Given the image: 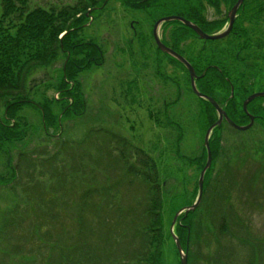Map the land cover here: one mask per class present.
<instances>
[{
  "label": "rangeland",
  "instance_id": "rangeland-1",
  "mask_svg": "<svg viewBox=\"0 0 264 264\" xmlns=\"http://www.w3.org/2000/svg\"><path fill=\"white\" fill-rule=\"evenodd\" d=\"M77 1L29 0L28 7L58 10L74 6ZM202 11L204 19L211 21L224 16L226 6L220 3L214 8L203 3ZM160 12L130 10L109 0L101 12L94 14L79 38L95 41L103 51V62L78 75L85 99L83 115L64 118L60 129H46L37 106L59 96L55 86L64 55L60 53L54 63L30 71L25 94L37 106H24L18 112L27 128L26 137L10 145V156L0 151V177L4 180L0 182V221H17L18 226L11 237L9 233L0 237V264H46L49 250L40 241L62 239L64 245L72 241L69 238L76 232L75 211L85 189L81 186L83 180L93 176L105 184L106 178L113 182L118 172L105 155L98 160L90 158L99 137L91 136L86 143L75 146L86 139L91 129L100 128L124 136L154 160L162 186V264H180L168 230L177 210L191 205L196 198L202 169L196 162L203 152L204 134L198 119L202 102L193 94L189 76L180 65L162 55L156 58L153 39L143 48L136 42L129 48L132 22L138 32H151L152 17L160 16ZM173 14L164 11L161 17ZM244 27L255 46L250 49L251 60L245 63L234 60L239 52L237 42L230 43V38L207 42L188 38L180 48L192 49L196 54L206 45V54L222 63L233 78L245 75L237 85L260 91L264 89V21H245ZM158 31L164 33L162 28ZM165 42H171L168 36ZM52 111L55 115L60 112L58 107H52ZM218 132L216 159L211 161L200 203L188 215L191 233L187 264H222L223 260L264 264V121L255 119L245 131L223 123ZM21 152L26 153L27 160L21 159L19 171ZM46 159L50 161L44 162ZM30 160H34L33 164ZM9 165L18 171L11 181ZM72 178L75 182H71ZM118 188L125 195V203L138 192L137 187ZM217 204H221L218 212ZM84 213L86 221H95L94 225L96 221H106L93 218L87 210ZM106 219L115 221L110 213ZM93 238L91 241L100 242ZM227 246L231 255L226 256ZM7 252L11 256L4 254ZM29 255L34 262L27 263Z\"/></svg>",
  "mask_w": 264,
  "mask_h": 264
},
{
  "label": "trees",
  "instance_id": "trees-1",
  "mask_svg": "<svg viewBox=\"0 0 264 264\" xmlns=\"http://www.w3.org/2000/svg\"><path fill=\"white\" fill-rule=\"evenodd\" d=\"M108 1L78 0L74 6L48 10L39 6L29 9V0H0V108L3 109V115L0 117V151L10 156V145L26 137L27 128L23 126L18 112L24 106H37L27 99L25 94V83L30 71L35 67L54 63L60 53L64 55L65 60L55 86L59 96L52 98L51 102H44L37 106L42 112V123L46 129L52 126L60 129L64 118L69 115L73 117L83 115L85 99L80 82L77 80L78 75L91 67L99 66L103 62V51L95 41L79 38V33L90 19L95 17L94 14L105 8ZM116 2L130 10H161V15L164 11H172L173 15L195 23L204 32H208L206 29H209L211 31L208 34H213L226 25L227 11L236 0H116ZM203 3L214 8H218L222 3L226 6V12L221 18L207 21L203 16ZM161 15L152 17L153 24L159 17L161 18ZM260 20L264 21V0H243L237 10L232 30L225 37L230 38V43L237 42L236 48L239 53L234 56V60H240L243 63L251 60L250 49L255 46L251 40L252 36L249 35L250 32L244 27V22H260ZM171 23L175 26H169ZM161 28L164 31V38L168 36L171 41L170 47L187 59L198 76L201 75L195 82L197 89L212 97L233 122L238 125L247 124L249 118L242 109V103L255 90H248L245 86L237 85L240 79L245 78V75L241 73L238 78H233L222 63L206 54V45H202L196 54L192 49L180 48L181 43L188 38L200 40L181 22H164ZM131 29L129 48H132L135 42L142 48L152 42V29L151 32L143 30L138 32L134 22ZM64 32L66 33L63 34ZM168 58L180 65L188 74L181 63L170 56ZM261 81L262 77L261 79L259 77L258 85H261ZM260 91L264 92V89ZM198 99L202 102L198 119L204 134L206 129L216 121L217 113L208 101ZM51 106L59 108L58 115L53 113ZM247 111L255 116V119L264 121V97H257L249 102ZM223 123L227 124L225 121ZM221 126L214 128L209 137L213 162L218 152V131ZM91 136L99 137V144L95 146V153L91 152L90 158L95 157L98 160L102 159L101 154L105 155L118 170L116 178L113 182H108L106 178L105 184L100 183L93 176L89 180H83L81 186L85 189L80 193V201L76 207V232L69 238L72 241L67 245H64L62 239L57 242L40 241V243H46L43 245L49 250L50 256L48 257L47 253L46 264H162V186L154 160L144 149L108 129H91L86 139L75 146L86 143ZM18 158L20 171L21 159L27 160L26 153H19ZM205 159L206 152L203 145L202 155L196 160L199 167H203ZM30 161L33 164L34 160ZM7 168L11 172L8 180H14L18 173L17 168L11 165ZM207 172L204 183L207 181ZM2 181H4L3 177H0V182ZM71 182H75V178H72ZM119 186H125L128 189L137 187L138 192L131 198L128 197L129 201L125 203V195L120 191ZM216 206L218 212L221 204ZM107 207H110L108 211ZM85 210L89 211L93 218L106 221H96L95 225L93 224L95 221H86ZM107 213H110L115 221H108ZM192 213L189 212L185 217L181 214L177 220L180 223L177 222L175 225V233L186 250L191 233L188 215ZM219 215L223 216L221 211ZM38 226L36 225V228ZM17 228V221H0V237L6 236L7 233L11 237ZM220 231H223L221 226ZM93 237H97L100 242L97 244L91 241ZM168 238L172 239L169 230ZM34 245L39 246V244ZM4 254L11 256L9 252ZM23 255H20V261ZM225 255H231L228 246ZM28 262H34L32 255H29ZM222 264L233 263L223 260Z\"/></svg>",
  "mask_w": 264,
  "mask_h": 264
},
{
  "label": "water",
  "instance_id": "water-1",
  "mask_svg": "<svg viewBox=\"0 0 264 264\" xmlns=\"http://www.w3.org/2000/svg\"><path fill=\"white\" fill-rule=\"evenodd\" d=\"M242 2H243V0H236V2L233 4V6L227 12V19L228 20H227L226 25L221 30H219L218 32L213 33V34H208V33L204 32L195 23H193V22H191V21H189V20H187L181 16H177V15H168V16L161 17L155 21V23L153 24V27H152V37H153V40H154L157 48L159 50H161L163 53H165L168 56L177 60L179 63H181L185 67V69L187 70L188 75H189L190 88H191L193 94L198 98H201V99L208 101L214 107V109L217 113L216 121L214 123H212L206 129L205 134H204V138H203V145H204L205 152H206V160H205V164L202 167V169L199 173V176H198L196 198L191 205L181 207L180 209L177 210V212L175 213V215L171 221L170 227H169L170 235H171V237L175 243V246H176L179 258H180V264H187V250L183 249V247L179 241V238L175 233V224L177 222L180 223V221H177V220L181 214H183L184 217L187 216V214L189 212L195 211V209L197 208V206L200 203L202 193H203V182H204L205 173L207 172V170L210 168V165H211V151H210V147H209L210 134L214 128L221 126L223 121H225L228 125H230L232 128H234L236 130H239V131L248 130L253 125L255 118L253 115H251L247 111V105L249 102H251L253 99H255L257 97H264V92H262V91L254 92V93L250 94L243 101L242 109L245 112V114L248 116L249 122L245 125L236 124L227 116L224 109L222 107H220L219 104L212 97L201 93L197 89L195 82L201 75L198 76L195 73L193 67L187 61L186 58H184L182 55H180L178 52H176L172 48L163 44V42L160 40L158 30H159L161 24H163L164 22L179 21L183 25H185L186 27L190 28L196 34L198 39H200V40H220V39L225 38L230 33V31L232 30L237 10H238L239 6L242 4ZM65 33L66 32H64L63 34H65ZM231 95H232V91H231Z\"/></svg>",
  "mask_w": 264,
  "mask_h": 264
},
{
  "label": "flooded vegetation",
  "instance_id": "flooded-vegetation-1",
  "mask_svg": "<svg viewBox=\"0 0 264 264\" xmlns=\"http://www.w3.org/2000/svg\"><path fill=\"white\" fill-rule=\"evenodd\" d=\"M158 34H159V37H160V40L163 42V44H165L166 46H168V47H170V45L169 44H167L166 42H165V38H164V34L161 32V31H158ZM153 38V37H152ZM154 41V40H153ZM154 44H155V42H154ZM170 48H172V47H170ZM173 49V48H172ZM159 55H162V56H164L165 58H168V55L167 54H165V53H163L161 50H159L158 48H157V46H156V44H155V56H156V58H157V56H159ZM172 59H174V58H172ZM150 156V155H149Z\"/></svg>",
  "mask_w": 264,
  "mask_h": 264
}]
</instances>
